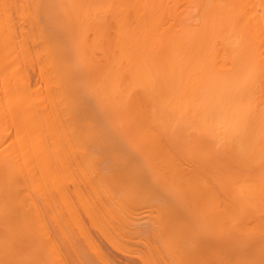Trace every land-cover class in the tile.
<instances>
[{"label":"bare ground","instance_id":"obj_1","mask_svg":"<svg viewBox=\"0 0 264 264\" xmlns=\"http://www.w3.org/2000/svg\"><path fill=\"white\" fill-rule=\"evenodd\" d=\"M144 192V264H264V0H0V264H111Z\"/></svg>","mask_w":264,"mask_h":264},{"label":"rangeland","instance_id":"obj_2","mask_svg":"<svg viewBox=\"0 0 264 264\" xmlns=\"http://www.w3.org/2000/svg\"><path fill=\"white\" fill-rule=\"evenodd\" d=\"M191 7L193 8V6H191ZM195 9L196 8L194 7V10H192V9L190 10V11H192V13H189V16L187 15V17H189L188 19H190V20L192 18L194 20L196 19V17H195L196 14L194 15V13H196L197 11H195ZM142 178L144 179L145 176H142ZM142 192H143V190H142ZM146 196L147 195L145 192L142 194H139L140 198H139L137 204L135 205L136 207L134 206V208L136 210L132 209L131 210L132 212H130L129 215L124 217V222L122 221V223H124V225H122V226H124V228H123L124 229V235H121L120 238L116 237L117 238V239L115 238L116 243H114V242L112 243V241H110V240L108 241V239H106L105 237L103 238L102 234H100L98 231H96L95 228H93L92 226L88 227L89 230L91 227L93 228V230H90V232L93 234L96 242L102 248V250L104 251V254L106 255L107 259L109 260V262L111 264H144L141 261V258L147 252L146 247H147L148 243L154 241V239H153L154 238V228L152 225V223H153L152 218H154L153 215L154 214L156 215V213H157L156 211H154V210H156L155 203H154V202H156L155 199H151L152 201L149 200V197L151 198L152 196H155V195H149L148 194V196L147 197ZM145 199L148 201L149 204H152V205H148V203H147V201H145ZM144 205L146 206V208ZM147 206H149V207H147ZM142 212H144V213H142ZM125 218H128V222H127V219H125ZM136 220L139 222H137ZM150 220H151V222H150ZM48 222L50 223L49 218H48ZM133 222L137 223L138 225L134 224ZM134 226H135V228H134ZM120 231L122 232V229H120ZM97 233H99V234H97ZM122 234H123V232H122ZM113 237H115V235ZM118 238H119V241H118ZM113 240H114V238H113ZM130 240H131V242H130ZM144 242H146V243H144ZM120 247H121V249H120ZM97 264H99V262H97Z\"/></svg>","mask_w":264,"mask_h":264}]
</instances>
